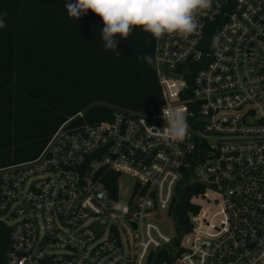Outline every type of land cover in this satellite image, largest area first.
Here are the masks:
<instances>
[{
    "label": "built area",
    "instance_id": "built-area-1",
    "mask_svg": "<svg viewBox=\"0 0 264 264\" xmlns=\"http://www.w3.org/2000/svg\"><path fill=\"white\" fill-rule=\"evenodd\" d=\"M197 21L186 38H155L157 112L72 118L36 158L0 169L6 264H264V0H212ZM176 106L190 126L183 142L154 130ZM122 175L135 180L126 203ZM187 183L204 191L180 236L161 214L175 222Z\"/></svg>",
    "mask_w": 264,
    "mask_h": 264
},
{
    "label": "trees",
    "instance_id": "trees-1",
    "mask_svg": "<svg viewBox=\"0 0 264 264\" xmlns=\"http://www.w3.org/2000/svg\"><path fill=\"white\" fill-rule=\"evenodd\" d=\"M67 2L0 0V14L7 13L0 28V169L36 158L72 118L69 125L95 124L114 108L152 115L164 103L153 65L155 38L136 27L118 43L117 56L104 48L102 19L91 10L70 18ZM105 184L113 190L115 174ZM203 191L197 183L178 191L173 214L180 236L200 208L191 197ZM10 235L0 210V264L7 262Z\"/></svg>",
    "mask_w": 264,
    "mask_h": 264
},
{
    "label": "clouds",
    "instance_id": "clouds-1",
    "mask_svg": "<svg viewBox=\"0 0 264 264\" xmlns=\"http://www.w3.org/2000/svg\"><path fill=\"white\" fill-rule=\"evenodd\" d=\"M211 6L212 0H68L65 4L70 18L79 20L88 10L99 16L103 21L104 48L114 51L117 56L120 55L118 43L127 40L136 27L157 39L164 35L186 38L197 30V16ZM6 15L0 14V28L6 26ZM138 58L148 59L146 56ZM161 119L166 126L154 130L164 138L183 142L189 136L190 126L184 107H164Z\"/></svg>",
    "mask_w": 264,
    "mask_h": 264
},
{
    "label": "rangeland",
    "instance_id": "rangeland-1",
    "mask_svg": "<svg viewBox=\"0 0 264 264\" xmlns=\"http://www.w3.org/2000/svg\"><path fill=\"white\" fill-rule=\"evenodd\" d=\"M134 184H135L134 178L127 176V175H122L120 182H119L121 202L123 203L127 202V199L134 187ZM161 216L163 217V221H165L164 225L165 227H167L168 232L175 234L177 232V229H176L174 220L169 218L165 213L161 214ZM124 223H125V220L121 218L119 220V224L122 226L124 225ZM7 224H10V223L8 222Z\"/></svg>",
    "mask_w": 264,
    "mask_h": 264
}]
</instances>
